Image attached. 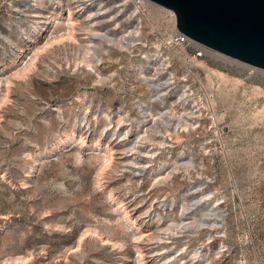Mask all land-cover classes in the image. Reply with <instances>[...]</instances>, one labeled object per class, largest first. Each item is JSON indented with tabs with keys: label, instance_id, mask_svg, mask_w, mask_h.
Here are the masks:
<instances>
[{
	"label": "rangeland",
	"instance_id": "374dc122",
	"mask_svg": "<svg viewBox=\"0 0 264 264\" xmlns=\"http://www.w3.org/2000/svg\"><path fill=\"white\" fill-rule=\"evenodd\" d=\"M171 15L0 0V264H264V84L168 43ZM170 107L186 128L148 130ZM193 197L198 227L165 234Z\"/></svg>",
	"mask_w": 264,
	"mask_h": 264
},
{
	"label": "water",
	"instance_id": "95a60500",
	"mask_svg": "<svg viewBox=\"0 0 264 264\" xmlns=\"http://www.w3.org/2000/svg\"><path fill=\"white\" fill-rule=\"evenodd\" d=\"M169 8L175 29L223 55L264 69V0H149Z\"/></svg>",
	"mask_w": 264,
	"mask_h": 264
},
{
	"label": "bare ground",
	"instance_id": "6f19581e",
	"mask_svg": "<svg viewBox=\"0 0 264 264\" xmlns=\"http://www.w3.org/2000/svg\"><path fill=\"white\" fill-rule=\"evenodd\" d=\"M77 1L81 2L83 0H77ZM53 24H54L55 28L62 26L63 29L66 30V35L69 38H72V30H70L71 25H72L71 22L67 21L64 24L63 19L61 17H58L57 19H55ZM134 32L130 31V35H131V33H134ZM98 36L100 38L105 39L106 41H113V39L109 38L107 35L103 34V35H98ZM89 37H91V36H89ZM172 38L169 39V41H172L173 40ZM120 39L129 40V39H127L126 36L120 37ZM124 46L125 45H123V47ZM202 49L204 50L205 53L210 51L208 49H205V47H202ZM168 86H169L168 82L166 80H164V79H160L157 82L148 84V87H150L152 89V92H154V96L157 97L159 95V93L162 94V97L160 96V97L157 98V100H159L160 102L165 101V98L163 99V97L165 96V92L164 91L167 89ZM165 116H175V109L170 107L169 108V112L162 113L161 115H158V117L152 116V119H153L152 123L147 129L151 131V130H154V129H158L160 127V129H162V131L164 133L170 132V129H172L178 134L179 130H183L184 128H186V126H187L186 123L187 122H184L185 121L184 117L178 116V117H174L175 118L174 120L165 121V119H164ZM157 132H160V131L157 130ZM145 134H147V131H145ZM141 140L151 141L149 136H148V134H147V136L145 138H142ZM159 144H161V143H159ZM105 161H107V160H105ZM191 166L192 165H191L190 162L185 163L182 160H178V161H176L174 163L173 166L170 167L171 170L168 173L167 178L170 177L171 175L175 176V174H174L175 171L184 170V169L187 171ZM137 169H139V172H140V171L143 170V167H138ZM192 201L193 202H192L191 206L187 207L186 205H182L181 209L178 212V218H179L178 223H176L173 226H171L170 228H167L166 230H164L165 234H166V232H168V231L171 232V230L173 231L174 229H177V230H180V231H186V230H191V229H195V228L198 227L197 224H198L199 221L194 216L191 217V218L187 217V216H189L191 214L194 215V212L191 210L192 209L191 207H196L200 203V201H197L196 197H193ZM204 217L206 219L208 218V220H210V218H211V222H212V226L213 227H218L220 225V223L222 222V220H223V214H215V213H210L209 212L207 215H204ZM209 223L210 222L206 221V220L201 221V224H203V225H208ZM139 239H140V236L134 238V240H136L137 243H139V241H138ZM161 239L162 238H160L159 240H161ZM167 239H170V238H167ZM168 242L169 241L166 240V242H163V243L167 244ZM139 249L136 252L138 254V257H142V252ZM163 253H165V252H163ZM159 254H156V255H159ZM172 261H174V258H171L165 264H168V263H170ZM182 264H184V263H182Z\"/></svg>",
	"mask_w": 264,
	"mask_h": 264
},
{
	"label": "built area",
	"instance_id": "2783aa9c",
	"mask_svg": "<svg viewBox=\"0 0 264 264\" xmlns=\"http://www.w3.org/2000/svg\"><path fill=\"white\" fill-rule=\"evenodd\" d=\"M133 1V0H132ZM135 3H145V4H149L150 6H153L154 8H157L158 10L167 13L170 17L172 16L171 13L173 14V11L169 8L163 7L161 5L155 4L149 0H135ZM171 12V13H170ZM175 24V23H174ZM168 43H172L175 45H183L184 47H188L189 44L192 45H197V48H199L200 50L194 52L193 56H200L204 50L202 49V47H205L195 41H193L192 39L186 37L185 35L181 34L180 32H178L177 30H175V32L173 33V40L168 42ZM205 49H208L207 47H205ZM210 50V49H208ZM214 53H216L217 55H220L221 57L225 58L226 60H228L230 62V66L233 69H237V70H241L243 77L244 78H251L253 76H259L262 84H264V69L249 65L247 63L241 62L237 59L231 58L229 56L223 55L221 53H218L216 51L210 50Z\"/></svg>",
	"mask_w": 264,
	"mask_h": 264
}]
</instances>
